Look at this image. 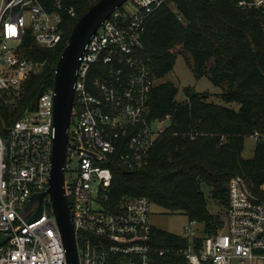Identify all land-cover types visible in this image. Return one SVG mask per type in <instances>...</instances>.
Here are the masks:
<instances>
[{"label":"built area","instance_id":"2783aa9c","mask_svg":"<svg viewBox=\"0 0 264 264\" xmlns=\"http://www.w3.org/2000/svg\"><path fill=\"white\" fill-rule=\"evenodd\" d=\"M70 1L55 0L48 10L41 0H0V95L19 96L34 71L20 53L28 34L45 48L62 41L63 13L77 15ZM168 2L127 0L81 57L64 168L79 263L166 264L182 257L184 264H264V196L254 194L240 175L229 181L223 228L198 235L190 226L184 245L156 244L150 198L113 197L114 162L130 171L146 166L171 118L149 116L155 78L141 54L149 16ZM239 6L264 8V0H239ZM54 100V87L43 89L35 110H27L5 134L0 130V237L9 236L0 245V264H68L48 195L39 219L30 221L34 211L22 216L32 196L50 187ZM70 171L75 176L67 177Z\"/></svg>","mask_w":264,"mask_h":264},{"label":"trees","instance_id":"16d2710c","mask_svg":"<svg viewBox=\"0 0 264 264\" xmlns=\"http://www.w3.org/2000/svg\"><path fill=\"white\" fill-rule=\"evenodd\" d=\"M54 1L41 0L48 10ZM98 1L69 2L77 15L63 13V39L52 48L26 36L20 53L40 68L30 73L19 96L0 95L3 134L27 110H35L41 89L54 87L55 68L74 26ZM141 54L155 78L149 116L171 118L146 166L130 171L114 162L113 197L120 201L146 196L169 213L203 223L204 235L216 234L224 226L233 176L244 177L254 194L264 196V8H242L239 0H169L149 16ZM179 54L195 76L206 75L222 87L219 97L225 104L190 90L184 100L176 99L177 83L162 79L173 70ZM96 75L92 71L91 77ZM256 134L254 155L245 158V140ZM207 188L222 213L210 212ZM154 232L158 246L188 242L158 228ZM166 264H184V259L172 257Z\"/></svg>","mask_w":264,"mask_h":264},{"label":"water","instance_id":"95a60500","mask_svg":"<svg viewBox=\"0 0 264 264\" xmlns=\"http://www.w3.org/2000/svg\"><path fill=\"white\" fill-rule=\"evenodd\" d=\"M127 0H99L76 23L67 45L59 58L55 68L54 80V124L56 137L54 140L52 170L50 187L47 191L35 193L22 210V216L27 217L33 212L30 221L41 217L43 202L47 195L50 196L57 223L66 249L67 263L80 264L75 238V229L71 219L68 198L65 194V166L70 140L69 129L75 101V84L78 78V69L81 57L91 37L99 30L115 10ZM191 93H196L191 88ZM43 89L39 92L41 96ZM37 100L34 103L36 106ZM9 239L8 235L0 237V245Z\"/></svg>","mask_w":264,"mask_h":264},{"label":"rangeland","instance_id":"374dc122","mask_svg":"<svg viewBox=\"0 0 264 264\" xmlns=\"http://www.w3.org/2000/svg\"><path fill=\"white\" fill-rule=\"evenodd\" d=\"M34 63V71H38L40 65L38 63ZM171 80L177 83L179 87V92L177 94L176 99L178 101L184 100L188 96L189 90L194 88L197 93H207L210 94V101L225 104L219 94L222 92V87L215 84L208 76L197 77L193 73L190 68L187 59L184 55L179 54L173 70L162 79V81ZM74 128V126H72ZM256 146V138L254 136L247 137L245 140V147L243 151V156L245 158H251L254 155V149ZM78 165V160L75 158L71 163V168L75 170ZM75 176V171H70L67 173V177ZM206 196L208 201V208L211 213H222V206L214 201L212 198L210 191L207 190ZM47 202L51 204V198L47 196ZM151 221L153 225L167 232H171L174 234H178L181 236L188 235V227H193L195 229L196 234L202 235L204 232V224L200 222H190L188 217L182 213L172 214L168 211L164 210L162 207L153 204L152 205V216Z\"/></svg>","mask_w":264,"mask_h":264}]
</instances>
